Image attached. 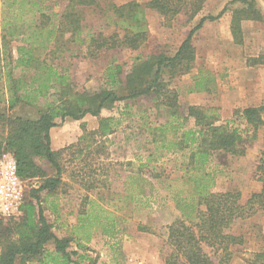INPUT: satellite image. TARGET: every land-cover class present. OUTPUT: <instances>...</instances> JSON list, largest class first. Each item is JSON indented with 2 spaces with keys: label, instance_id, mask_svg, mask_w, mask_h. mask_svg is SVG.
<instances>
[{
  "label": "rangeland",
  "instance_id": "rangeland-1",
  "mask_svg": "<svg viewBox=\"0 0 264 264\" xmlns=\"http://www.w3.org/2000/svg\"><path fill=\"white\" fill-rule=\"evenodd\" d=\"M67 1L50 0L44 6L48 12L57 14ZM110 1L122 4L131 0ZM255 1L264 16V0ZM242 6L241 0H205L203 9L193 19L182 13L170 22L160 20L148 10L149 39L138 50L114 49L93 58L86 56L87 44H68V50L66 43L52 59L48 58L61 75L69 77L78 91L94 93L111 88L109 68L120 66L123 81L136 59L152 54L174 56L202 17L219 16L216 20L205 21L195 33L196 59L191 71L170 81V87L178 94L177 115L170 116L169 109L159 106L151 97L142 96L118 101L111 109L102 111V117L113 118L114 131L107 136L91 134L100 121L91 115L82 120L67 118L51 130L52 149L66 148L60 157L62 182L55 194L48 195L44 191L41 198L54 234L58 238H70L68 250L78 253L71 256L70 264H165L171 252L167 227L185 218L175 198L189 200L194 192L193 177L202 171L193 169L191 155L195 145L191 143V136L185 134L196 128L195 118L187 116L190 106L215 113L219 118L217 124L238 128L243 136L239 145L246 149L243 156L216 151L204 164L203 170L212 176V189L239 190L243 203L253 192L261 190L257 167L264 152V126L254 132L245 123L241 116L242 106H239L243 87L232 76L237 75L238 67L245 63L249 67L250 58L264 51V18L241 23L248 43L236 45L232 41V16L233 11ZM84 20L87 30H97L105 23L98 13H86ZM103 26L101 31L112 30L110 26ZM2 36L0 12V49L6 46L16 57V46L21 42L7 43ZM0 64H4V60ZM259 65L260 70L248 75V83L264 88V65ZM34 72L30 69L24 75L29 79ZM20 73L16 70V74ZM0 89L3 92L0 110H4L6 116L24 119L39 116L37 104L23 103L9 110L7 86L2 85ZM7 135V122L0 119V137ZM41 165L48 176L54 175L48 163L41 162ZM42 182V177L25 181L24 202ZM187 214L195 213L190 209ZM20 215L21 211L0 219L9 221ZM96 215L101 216L100 223L93 222L87 241L81 238V221ZM107 218L113 227L108 228L109 233H104L102 226ZM230 232L242 242L231 246L228 264H251L254 255L264 251V212L237 220ZM78 240L82 247H78ZM206 250L212 255L214 264H220V256L214 255L209 248ZM55 254V242L51 241L46 245L43 259L30 264H44Z\"/></svg>",
  "mask_w": 264,
  "mask_h": 264
},
{
  "label": "trees",
  "instance_id": "trees-1",
  "mask_svg": "<svg viewBox=\"0 0 264 264\" xmlns=\"http://www.w3.org/2000/svg\"><path fill=\"white\" fill-rule=\"evenodd\" d=\"M47 1L50 0H1L3 41H20L21 44L16 46V57L13 50H8L6 46L0 49L3 56L0 62L4 60V64H0V86H7L9 110L23 103L37 104L39 116L30 119L10 117L0 110V119L8 125V135L0 137V157L6 153L13 155L18 176L23 181L42 177L43 182L32 190L17 219H0V264L41 261L46 245L51 241L55 242L56 254L44 264H70L73 261L71 256L78 253L68 250L71 239L58 238L54 234L42 205L41 193L55 194L62 182L60 157L66 149H52L51 130L67 118L82 120L91 115L100 118L98 128L91 134L107 136L114 131L113 118L102 117V111L111 109L118 101L142 96L151 97L159 106L169 109L170 116L177 115L178 94L170 87V81L191 71L196 59L195 33L205 21L219 18L202 17L174 56L152 54L136 59L123 81L120 79V66L109 68L111 88L90 93L78 91L69 77L61 75L49 62L48 58L52 59L60 52L61 45L87 44L86 56L93 58L114 49L138 50L149 39L148 10L165 22L182 13L193 19L203 9L205 0H149L145 3L131 0L122 4L110 0H68L57 14L46 10L44 4ZM241 1V9L233 11L231 26L238 43L242 38V21H262L264 18L255 0ZM86 13H98L105 23L97 30H87L84 22ZM103 25L112 27V30L108 33L101 31ZM259 64L264 65V51L258 57L250 58V66ZM30 69L35 72L28 79L24 74ZM16 70H20V75L16 74ZM263 113L264 106L250 107L241 111V116L256 132L264 126ZM187 116L195 118L196 126L185 133L191 136V143L195 145L191 155L193 169L202 171L199 176L193 177L194 192L189 200L175 198L185 218L177 219L167 227L171 252L165 264H214L206 248L220 256V264H228L232 255L231 246L242 242L239 236L230 232L232 225L237 220L264 212V152L257 167L262 183L260 191L253 192L244 203L239 190L215 191L212 189L211 173L204 171L203 166L216 151L243 156L246 149L239 146L243 141L242 133L229 124H217L219 118L215 113L202 107L190 106ZM58 119L61 121L58 122ZM41 162L54 169L53 176H48ZM190 209L194 215L187 214ZM100 219V215L82 219L81 238L88 241L93 222L100 223ZM102 227L104 233H109L111 230L108 228L113 224L110 226V219L107 218ZM81 243L78 240V247H82ZM251 264H264V251L257 252Z\"/></svg>",
  "mask_w": 264,
  "mask_h": 264
},
{
  "label": "built area",
  "instance_id": "built-area-1",
  "mask_svg": "<svg viewBox=\"0 0 264 264\" xmlns=\"http://www.w3.org/2000/svg\"><path fill=\"white\" fill-rule=\"evenodd\" d=\"M25 181L18 176L12 154L0 157V217L17 214L24 203Z\"/></svg>",
  "mask_w": 264,
  "mask_h": 264
},
{
  "label": "crops",
  "instance_id": "crops-1",
  "mask_svg": "<svg viewBox=\"0 0 264 264\" xmlns=\"http://www.w3.org/2000/svg\"><path fill=\"white\" fill-rule=\"evenodd\" d=\"M247 21H253V20H244V21H242V23L245 24ZM243 34H242L241 40L239 41L240 43L236 42L233 34H232V41L235 42L236 45H238V44H247L248 43V39L245 38V34L244 35ZM239 46H241V45H239ZM259 55L256 54L255 56H253V54H249V57H252V56L253 57H258ZM255 66H258L259 68L258 67H255ZM238 69L239 70L237 72V75H233L232 76V79L236 83L239 82L240 85H241V88L243 87L242 88V99L239 102V106H242V111L244 109L250 108V107H260V106H264V92H263L264 91V88H263V86H257V85L256 86H253L252 84H249L248 83V79H249L248 78V75L252 71L260 70V65H254V66H249L248 67V65L245 63V64H243L242 67H238ZM237 80H238V82H237ZM247 84H248V86H247ZM263 118H264V113H263ZM52 146H53V144H52ZM258 190H256L255 192H257ZM247 199L245 200V202L247 201Z\"/></svg>",
  "mask_w": 264,
  "mask_h": 264
}]
</instances>
